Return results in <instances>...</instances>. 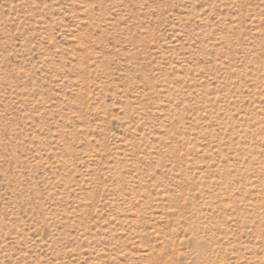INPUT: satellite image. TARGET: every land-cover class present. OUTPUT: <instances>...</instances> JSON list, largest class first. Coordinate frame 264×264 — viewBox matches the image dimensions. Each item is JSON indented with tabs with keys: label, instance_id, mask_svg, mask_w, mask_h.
<instances>
[{
	"label": "rangeland",
	"instance_id": "374dc122",
	"mask_svg": "<svg viewBox=\"0 0 264 264\" xmlns=\"http://www.w3.org/2000/svg\"><path fill=\"white\" fill-rule=\"evenodd\" d=\"M0 264H264V0H0Z\"/></svg>",
	"mask_w": 264,
	"mask_h": 264
}]
</instances>
